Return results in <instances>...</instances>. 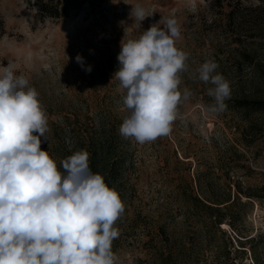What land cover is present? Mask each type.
I'll return each mask as SVG.
<instances>
[{
	"label": "rangeland",
	"instance_id": "obj_1",
	"mask_svg": "<svg viewBox=\"0 0 264 264\" xmlns=\"http://www.w3.org/2000/svg\"><path fill=\"white\" fill-rule=\"evenodd\" d=\"M136 4L151 15L141 24L129 15ZM170 16L181 29L176 47L189 54L179 88L192 96L168 136L139 144L119 134L120 43ZM0 19V66L16 64L48 118L41 148L58 168L80 149L111 163L105 172L118 160V264H264V195L242 194L264 184V110L234 104L264 96V0H89L64 20L39 18L30 0H0ZM208 60L230 83L222 113L206 110L211 85L197 69ZM199 197L222 207L231 198L227 210H212L219 226Z\"/></svg>",
	"mask_w": 264,
	"mask_h": 264
},
{
	"label": "clouds",
	"instance_id": "obj_2",
	"mask_svg": "<svg viewBox=\"0 0 264 264\" xmlns=\"http://www.w3.org/2000/svg\"><path fill=\"white\" fill-rule=\"evenodd\" d=\"M130 18L141 24L151 16L140 4ZM181 29L175 17H162L137 39H122L113 78L125 90L127 115L119 127L139 144L168 136L179 107L192 92L180 90L189 54L176 47ZM83 67V58L76 56ZM214 60L198 69L210 84V113L226 111L230 83ZM86 71H91L88 66ZM17 66H0V264H118L112 249L120 235L116 221L124 212L119 192L90 167V154L75 151L60 161L41 148L48 118L39 93Z\"/></svg>",
	"mask_w": 264,
	"mask_h": 264
},
{
	"label": "trees",
	"instance_id": "obj_3",
	"mask_svg": "<svg viewBox=\"0 0 264 264\" xmlns=\"http://www.w3.org/2000/svg\"><path fill=\"white\" fill-rule=\"evenodd\" d=\"M32 2V6H34V10L36 15L41 18H52L55 20H64L67 19L71 12L78 10L83 4L88 2L89 0H30ZM3 33V22L0 19V35ZM234 104L238 108H243L244 110H264V96L258 97V98H237L234 100ZM104 138V135L101 136L100 140ZM97 152H94V155L92 158H90V167L94 172H98L102 174L105 178L106 183L111 187L112 184L115 181V174L116 171L119 169L116 165L118 160L117 158H114V161L112 160V167L109 168L107 172L104 170L108 168L109 162L105 159H103L102 162H98L96 160ZM107 161V162H106ZM99 165H101L99 167ZM104 171L105 173H103ZM242 193V192H241ZM243 196L245 197H256L264 195V184H261L260 186L256 187H249L246 191H244ZM238 198V197H237ZM231 198L226 199L227 203L224 202L223 207L220 205H214L211 203H207L205 200L201 199L199 197V205L207 209L208 216L211 219V223L219 226L220 223L223 222V220L217 216V214H212V210H227L229 207V203ZM239 201L242 203V200L239 199ZM210 202V201H209ZM214 203V202H213ZM120 245V239L117 238L113 241L112 249L114 253L117 250V247Z\"/></svg>",
	"mask_w": 264,
	"mask_h": 264
}]
</instances>
